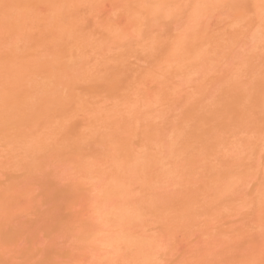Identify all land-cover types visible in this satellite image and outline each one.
Here are the masks:
<instances>
[{
  "label": "bare ground",
  "instance_id": "6f19581e",
  "mask_svg": "<svg viewBox=\"0 0 264 264\" xmlns=\"http://www.w3.org/2000/svg\"><path fill=\"white\" fill-rule=\"evenodd\" d=\"M0 264H264V0H0Z\"/></svg>",
  "mask_w": 264,
  "mask_h": 264
}]
</instances>
